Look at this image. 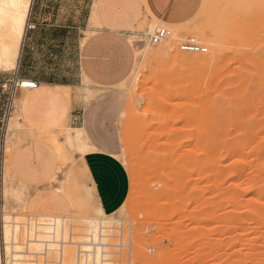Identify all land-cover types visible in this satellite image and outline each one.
I'll return each mask as SVG.
<instances>
[{
	"label": "rangeland",
	"instance_id": "374dc122",
	"mask_svg": "<svg viewBox=\"0 0 264 264\" xmlns=\"http://www.w3.org/2000/svg\"><path fill=\"white\" fill-rule=\"evenodd\" d=\"M8 2L1 66L14 12ZM185 12L192 15L174 24L145 18L134 30L142 36L130 38L116 124L126 202L113 215L78 207L73 216L130 224L131 264H264V0H186ZM159 28L171 35L153 46L148 35ZM189 38L207 52L182 51ZM14 70L0 67V75ZM21 129L13 115L4 133L6 175ZM76 133L68 132L70 149L85 147ZM6 193L10 212L24 216L16 183L6 180Z\"/></svg>",
	"mask_w": 264,
	"mask_h": 264
},
{
	"label": "crops",
	"instance_id": "0c3cea01",
	"mask_svg": "<svg viewBox=\"0 0 264 264\" xmlns=\"http://www.w3.org/2000/svg\"><path fill=\"white\" fill-rule=\"evenodd\" d=\"M5 1L0 0V14ZM8 1L14 12L4 35L6 64L0 67L15 70L12 77L0 75V93L15 76L38 84L15 94L13 115L22 129L14 132L20 142L7 183L24 194L15 201L27 215L67 217L78 207L116 214L130 191L116 133L124 101L118 87L132 68L130 38L142 36L134 30L145 18L174 24L196 8L187 14L186 0ZM4 115L1 103L0 123ZM76 131L85 147L70 149L67 135ZM1 142L0 134V151ZM6 145L7 137L5 152Z\"/></svg>",
	"mask_w": 264,
	"mask_h": 264
},
{
	"label": "built area",
	"instance_id": "2783aa9c",
	"mask_svg": "<svg viewBox=\"0 0 264 264\" xmlns=\"http://www.w3.org/2000/svg\"><path fill=\"white\" fill-rule=\"evenodd\" d=\"M32 28L28 25V29ZM170 31L159 28L148 35L151 45L167 41ZM187 53H205L207 49L195 38H189L180 46ZM38 87L34 81L15 76L10 83L1 86L0 104H5L0 151V260L10 264L9 250L20 248L23 255L37 264H131L133 237L131 225L122 220L107 222L102 219H79L73 215L18 216L10 212L6 198V152L5 143L9 122L15 111V94L20 90ZM29 216V217H28ZM42 217V218H39ZM22 219L25 223L19 233L34 231L33 239L24 236L17 244L11 235H16L15 225ZM9 232V237H7ZM18 233V234H19ZM18 254V253H13Z\"/></svg>",
	"mask_w": 264,
	"mask_h": 264
},
{
	"label": "bare ground",
	"instance_id": "6f19581e",
	"mask_svg": "<svg viewBox=\"0 0 264 264\" xmlns=\"http://www.w3.org/2000/svg\"><path fill=\"white\" fill-rule=\"evenodd\" d=\"M175 58H178V56L175 55ZM6 178H7L6 180L8 182V174L6 175ZM6 195H7V193H6ZM18 221L19 222L15 225V227H17L15 229L16 235H11L12 241L19 244L23 240L24 236L29 237V239H33V236L35 234L34 231L27 232V235H23L22 233H19L21 231V229L23 228V225H25V223L23 221H21L20 219H18ZM7 237H9V232H7ZM13 253H18V254H13ZM22 253H23V251L20 248H15V249L9 250L10 264H37V261L30 260L29 258L24 256ZM0 264H1V260H0ZM69 264H73V262L70 261Z\"/></svg>",
	"mask_w": 264,
	"mask_h": 264
}]
</instances>
